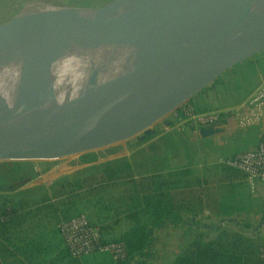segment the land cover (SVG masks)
Instances as JSON below:
<instances>
[{
    "label": "crops",
    "instance_id": "obj_1",
    "mask_svg": "<svg viewBox=\"0 0 264 264\" xmlns=\"http://www.w3.org/2000/svg\"><path fill=\"white\" fill-rule=\"evenodd\" d=\"M255 73V80L230 102H221L211 85L213 81L209 87L206 85L190 96L188 102L198 111L235 105L263 78L264 63L255 65ZM162 125L160 132L144 133L142 143L120 153V156H124L120 163L108 165L106 160L109 158L100 161L97 193L92 189L95 184L86 185L87 181L84 180L82 188L78 189L83 191L81 195L50 194L58 187H68L69 183L55 179L43 183V179L50 178L43 177L48 170L40 172L31 166L22 169L20 161V172L34 173L35 178L21 186L15 183L8 185L7 195L19 194L41 185L43 196H47V199L22 194L20 197L4 198L5 201L0 202L2 213H7L5 220L0 222V264H173L191 242H213L211 245H214L218 236L229 238L234 234L253 246L252 251L243 255L239 264H244L247 256L253 258L252 264H259L257 250L264 245V183H256L251 190L242 172L219 164L217 158L254 147L264 136V116L246 127H238L231 117L225 116L217 125L220 130L206 135H200L198 129L193 132L189 125L166 129ZM171 129L181 135L182 146L165 153L156 144V139ZM141 147L145 149L142 156L146 152L149 155L145 163L141 156H137ZM145 166L149 169L146 174L140 170ZM106 169L115 172L114 178L112 175L105 176ZM127 171L128 174L123 177V172ZM144 178H147L145 185L148 194H155L158 187L164 194V214H140L138 198ZM47 185L51 190L48 191ZM74 198L78 202L82 201L84 214L98 228L104 240L121 239L138 219L145 221L148 236L145 247L119 261L107 253L69 257L57 224L60 218L75 215L66 214L74 212L70 211ZM257 202L261 204L262 214L252 219L251 205ZM150 204L149 210L155 208V203ZM221 243L230 245L228 239Z\"/></svg>",
    "mask_w": 264,
    "mask_h": 264
},
{
    "label": "water",
    "instance_id": "obj_2",
    "mask_svg": "<svg viewBox=\"0 0 264 264\" xmlns=\"http://www.w3.org/2000/svg\"><path fill=\"white\" fill-rule=\"evenodd\" d=\"M121 1L62 6L69 11L35 35L12 23V17L0 22V44L17 39L35 46L19 68L22 103L10 106L0 96V160L54 159L149 133L154 123L221 71L264 48V0L260 10L254 9L253 0H246L242 13L236 15L230 12L236 0H212L206 14L195 9L197 0H164L151 33V55L123 86L83 103H60L53 86L45 84L50 79V57L82 27L97 24L88 11ZM193 21L195 30L187 35V22ZM177 31L182 32L181 45ZM95 89L103 93L108 86ZM90 90L84 84L77 94ZM218 130V126H201L198 132Z\"/></svg>",
    "mask_w": 264,
    "mask_h": 264
},
{
    "label": "bare ground",
    "instance_id": "obj_3",
    "mask_svg": "<svg viewBox=\"0 0 264 264\" xmlns=\"http://www.w3.org/2000/svg\"><path fill=\"white\" fill-rule=\"evenodd\" d=\"M162 1L123 0L118 8L110 9L116 3L102 12L88 11L98 19L97 24L82 27L71 41L60 46L50 57V79L45 84L53 86L56 99L66 105L78 104L123 86L141 61L151 55V33L158 20ZM211 2L197 0L195 9L198 13L206 14ZM245 3L246 0H236L230 9L232 15L241 14ZM253 3L256 10L263 7V0H253ZM28 10L14 16L11 22L28 30L30 35L37 34L50 20L69 11L66 7L51 10V6L44 2L35 3L32 11ZM195 27L196 22H187L186 34L194 32ZM176 34L177 44L181 45L182 32L177 31ZM34 48L17 39H6L0 44V96L10 106L22 103L19 68ZM73 55L86 63L87 75L82 86L87 84L91 87L88 93L82 96L77 94L75 98L72 96L77 91L78 68L67 59ZM100 84L108 86L106 92L99 93L95 89Z\"/></svg>",
    "mask_w": 264,
    "mask_h": 264
},
{
    "label": "rangeland",
    "instance_id": "obj_4",
    "mask_svg": "<svg viewBox=\"0 0 264 264\" xmlns=\"http://www.w3.org/2000/svg\"><path fill=\"white\" fill-rule=\"evenodd\" d=\"M106 0H0V22L4 21L9 18H13V16H16L21 13H26L27 10L30 11L35 6V3L38 2H44L46 4H49L51 6V10L55 8H60L62 6H96L101 3H103ZM122 5L121 2L114 5L112 8H118ZM58 6V7H57ZM60 6V7H59ZM29 7V8H28ZM54 7V8H53ZM31 8V9H30ZM107 7H103L98 12L104 11ZM32 11V10H31ZM5 41V40H3ZM264 63V48L261 50L241 59L240 61L232 64L231 66L227 67L223 71H221L215 80H213L214 89L217 92V95L219 96L221 102H230L232 99L237 97L238 94L244 92V90L250 85L256 77L255 73V65H262ZM209 87L210 83L207 84ZM162 121H165L164 118L153 124V132H160L162 125ZM168 121V120H167ZM186 131V130H185ZM181 135L174 131L173 129L169 131H165L163 134H161L156 139V144L158 147H161L165 150V153H168L170 151H173L175 149H178L179 146H182V140L180 139ZM144 139L143 133L139 132L138 134L119 142H115L106 146H103L101 148L90 150L89 152L86 151V154H72L67 155L59 158L54 159H47V160H17L11 159V160H0V202L5 201L4 198L9 199L23 196L22 194H32L34 196H39L41 199H47L43 196V187L41 185L38 188L28 189L22 193L14 194L8 196V185H17L21 186L23 183L29 181L31 178H35L34 173L29 172H20V170L26 168V166L36 167L39 169L40 172L47 171L48 173L43 177H50L49 179H43V183H46L47 180L53 181L60 180V181H66L68 183L73 182L72 185L64 188V189H55V192H51L50 194L58 195V194H72L74 197L76 195H81L83 191H80L77 188V184H74V181L79 178H83L84 176H95L98 177L99 175V163L104 158H109L106 160V164H116L120 163L122 161L123 157L120 156V153L124 152L125 150L132 149L142 143ZM184 143V142H183ZM145 147V146H144ZM141 147V150L137 152V156H141L143 158V161L145 163V159L149 158V155L145 154V156H142V154L145 152V149ZM149 148H146L148 150ZM129 155V153H128ZM116 157V158H115ZM131 158V156H130ZM132 159V158H131ZM93 160V161H91ZM21 161V167H18V164ZM89 161H91L92 164L89 165ZM142 161V163H143ZM85 163V164H84ZM87 164V165H86ZM86 167H82L85 166ZM145 174L149 171V169L146 168V166L142 169ZM151 171V167H150ZM13 181V183H12ZM19 182V183H18ZM41 183V184H43ZM95 187V188H93ZM92 189L95 193L98 192V188L96 186H93ZM48 191L51 190L50 186L47 185ZM82 188V187H81ZM78 190V191H77ZM92 190V191H93ZM74 193V194H73ZM52 197V196H51ZM77 199V198H76ZM58 202V200L56 201ZM73 204L70 205V211H74L71 213L66 214H77L79 212L86 213L85 210H83L82 201L79 202L75 200V198L72 201ZM252 219H256L257 216L261 217L262 209L261 204L259 202L254 203L251 205ZM244 208V207H243ZM247 213V211H245ZM65 218V217H63ZM62 219V218H60ZM2 224V223H1ZM264 232V229H263ZM253 258L251 256H247L244 259V264H252Z\"/></svg>",
    "mask_w": 264,
    "mask_h": 264
},
{
    "label": "built area",
    "instance_id": "obj_5",
    "mask_svg": "<svg viewBox=\"0 0 264 264\" xmlns=\"http://www.w3.org/2000/svg\"><path fill=\"white\" fill-rule=\"evenodd\" d=\"M225 116L231 117L238 127H246L264 116V76L248 95L235 105L198 111L185 100L161 119L165 120L162 122L164 129L189 125L193 132H196L201 126H217L219 120ZM217 161L242 172L249 188L253 190L256 183H264V136L260 137L254 147L230 156H219ZM6 214L0 213V222L5 220ZM57 229L71 258L93 253H107L116 261L128 257L123 241L104 240L98 228L82 212L60 219ZM256 255L259 260L264 261V245L259 246Z\"/></svg>",
    "mask_w": 264,
    "mask_h": 264
},
{
    "label": "trees",
    "instance_id": "obj_6",
    "mask_svg": "<svg viewBox=\"0 0 264 264\" xmlns=\"http://www.w3.org/2000/svg\"><path fill=\"white\" fill-rule=\"evenodd\" d=\"M216 79V78H215ZM189 99V98H188ZM187 99V100H188ZM89 152V151H88ZM86 154V152L82 153ZM100 167V164H98ZM105 171V170H104ZM104 171L103 174H104ZM105 172V176L111 177V175L114 178V171L107 170ZM127 172H123L122 176L124 177ZM100 175L98 177L91 176V177H85L79 178L74 181V184H77V188L79 189L83 186L84 180H86V185L95 184L96 187H98V183L100 181ZM144 184H147V178L143 179ZM73 182L69 183V186L72 185ZM140 187V195L138 198V204H139V212L141 215H147L148 212L154 213V214H164V194L160 190V187H158V191L150 195L147 193L148 189L147 186ZM154 200V201H150ZM150 203H155V208H152L151 210L148 209L149 206H152ZM170 208H167V210ZM2 205H0V213H2ZM158 217V216H157ZM230 241V245L227 246L225 244H222L221 241L225 242L226 240ZM124 242L127 250V254L131 255L141 249H143L146 245V242L148 240L146 228H145V221H141L138 219L135 223V225L126 231L121 239H118ZM214 245H211L213 242L208 243H197V242H191L186 248L183 250V252L178 255L174 261L173 264H239L241 258L243 255H246L249 251H252L253 246L248 243L247 240L242 239L241 237L237 236L236 234L232 235L231 237L227 238L224 235L218 236ZM243 244V245H242ZM259 264H264V261L258 260Z\"/></svg>",
    "mask_w": 264,
    "mask_h": 264
},
{
    "label": "clouds",
    "instance_id": "obj_7",
    "mask_svg": "<svg viewBox=\"0 0 264 264\" xmlns=\"http://www.w3.org/2000/svg\"><path fill=\"white\" fill-rule=\"evenodd\" d=\"M68 60L72 61L73 63H75L77 65L78 68V85H77V91L73 93L72 98H75V96L77 95L78 91L82 88V83L83 80L86 78V63L84 61H82L79 57L76 56H70L69 58H67ZM61 100H63V97L61 98Z\"/></svg>",
    "mask_w": 264,
    "mask_h": 264
}]
</instances>
